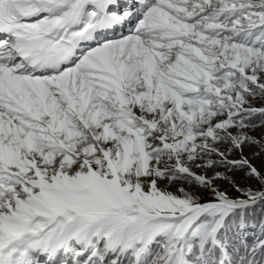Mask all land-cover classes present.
<instances>
[{
    "label": "snow or ice",
    "instance_id": "obj_1",
    "mask_svg": "<svg viewBox=\"0 0 264 264\" xmlns=\"http://www.w3.org/2000/svg\"><path fill=\"white\" fill-rule=\"evenodd\" d=\"M264 0H0V264H264Z\"/></svg>",
    "mask_w": 264,
    "mask_h": 264
},
{
    "label": "rangeland",
    "instance_id": "obj_2",
    "mask_svg": "<svg viewBox=\"0 0 264 264\" xmlns=\"http://www.w3.org/2000/svg\"><path fill=\"white\" fill-rule=\"evenodd\" d=\"M262 133H264V128H257L255 131H254V135H256L257 137H259ZM253 162L259 166L261 164V160L264 159V157H253Z\"/></svg>",
    "mask_w": 264,
    "mask_h": 264
}]
</instances>
